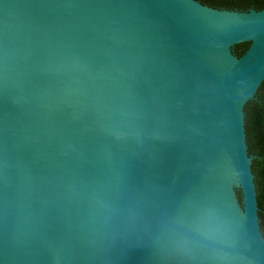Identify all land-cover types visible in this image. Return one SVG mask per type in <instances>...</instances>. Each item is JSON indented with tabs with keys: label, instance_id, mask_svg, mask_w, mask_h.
<instances>
[{
	"label": "water",
	"instance_id": "water-1",
	"mask_svg": "<svg viewBox=\"0 0 264 264\" xmlns=\"http://www.w3.org/2000/svg\"><path fill=\"white\" fill-rule=\"evenodd\" d=\"M263 80L264 8L0 0V264H264Z\"/></svg>",
	"mask_w": 264,
	"mask_h": 264
},
{
	"label": "trees",
	"instance_id": "trees-1",
	"mask_svg": "<svg viewBox=\"0 0 264 264\" xmlns=\"http://www.w3.org/2000/svg\"><path fill=\"white\" fill-rule=\"evenodd\" d=\"M217 7L247 10L264 8V0H198ZM244 126L248 154L252 155L251 170L254 174L259 222L264 235V80L254 97L244 104Z\"/></svg>",
	"mask_w": 264,
	"mask_h": 264
}]
</instances>
